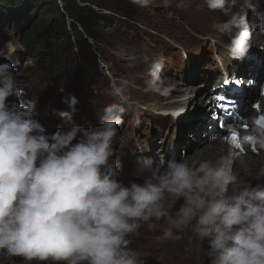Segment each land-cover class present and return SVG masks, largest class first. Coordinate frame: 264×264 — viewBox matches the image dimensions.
I'll list each match as a JSON object with an SVG mask.
<instances>
[{
	"label": "clouds",
	"instance_id": "9594fccd",
	"mask_svg": "<svg viewBox=\"0 0 264 264\" xmlns=\"http://www.w3.org/2000/svg\"><path fill=\"white\" fill-rule=\"evenodd\" d=\"M150 2L132 0L141 7ZM203 6L227 17L213 27L228 36L230 58L243 60L252 48L249 10L261 29L264 10L256 11L252 0H203ZM139 59L148 70L146 90L169 94L163 56ZM136 87L131 78H112L113 102L87 128L74 119L79 99L65 96L69 110L52 113L65 126L48 132L15 65L0 63V252L22 257L23 264H147L130 246L146 226L160 231L161 244L190 232L208 264H264V178L241 180L229 156H161L143 182L125 183L114 141L126 111L142 107L129 92ZM250 123L246 140L264 148V115Z\"/></svg>",
	"mask_w": 264,
	"mask_h": 264
},
{
	"label": "rangeland",
	"instance_id": "374dc122",
	"mask_svg": "<svg viewBox=\"0 0 264 264\" xmlns=\"http://www.w3.org/2000/svg\"><path fill=\"white\" fill-rule=\"evenodd\" d=\"M259 2L252 0L256 11ZM202 8L197 0H151L146 7L133 4L132 0H0V63L10 61L15 65L17 79L27 98L38 101V118L48 132L65 126L60 117L52 115L54 110H69L62 103L65 96L79 99L74 119L87 128L96 125L105 105L113 102L108 95L109 81L119 77L133 79L137 87L129 92L142 107L126 111L114 143L117 157L123 162L125 183L129 179L143 182L165 150L180 159L193 149L181 146L176 151L175 147L190 139L189 130L193 126H187V118L207 109L215 113L206 119L207 124L213 123L220 130L224 127L212 103L216 96L205 93L200 75L211 73V76L216 67L223 68L228 62L220 59L229 56L224 47L228 36L213 27L227 17L219 11L210 12L206 6ZM261 8L264 9V1ZM81 9L85 12L81 13ZM89 15L95 20L90 26L94 36L87 35L77 23ZM36 21H40L37 38L31 36L26 41V34ZM74 24L77 33L72 29ZM250 26L252 48L247 59L258 58L264 52V41H258L254 35L261 28L253 27L252 23ZM49 30L46 36L39 34ZM145 54L163 56V74L173 85L169 94L162 96L146 90L148 70L139 59ZM133 56L137 59H131ZM236 73L235 76L240 75ZM258 85L259 82L255 84L256 96L249 104L246 101L249 111L259 97ZM148 158L152 165L146 162ZM159 235V230L149 231L144 226L130 237L133 241L130 246L141 253L147 264H157L153 246L171 242L159 243ZM192 248V264H208L207 253L198 241ZM0 264H23V258L0 252Z\"/></svg>",
	"mask_w": 264,
	"mask_h": 264
},
{
	"label": "bare ground",
	"instance_id": "6f19581e",
	"mask_svg": "<svg viewBox=\"0 0 264 264\" xmlns=\"http://www.w3.org/2000/svg\"><path fill=\"white\" fill-rule=\"evenodd\" d=\"M263 1L264 0H260L259 2V11L264 10L261 8ZM197 2L205 8L202 1L197 0ZM203 11H205V9ZM249 23H252L253 27L258 28V22L256 21L254 13L252 14L251 11H249ZM254 35L258 41H264V29H261L260 32L257 31V33L254 32ZM246 57L243 60H234L235 62H232L230 56L220 57L222 60L228 59L227 64L223 68L216 67L211 76H209L211 73L199 74L200 83L205 93L208 92L210 95L212 94L213 96H216L212 99V103L217 107V112L224 127L220 130L221 128L215 127L212 125L213 123L209 122V124H207L206 119H209L211 115V117L214 115L205 109L204 111L196 113L192 117L186 119L187 126H193L192 131L189 130L190 139H187L184 143L181 142L178 145L176 144L175 147L176 151L177 149L180 150L181 146L188 150L190 147H193L192 150L188 151L186 154L187 156L184 155L188 157L190 161L195 159L215 160L226 152L224 155L231 158L233 171L241 180L258 183L259 181H256L258 176L264 178V148H260L258 144L246 140V134L251 128V118L264 115V99L260 95L259 99L250 105L254 110L252 109L250 114L244 117V121H242V123L250 125L248 131L236 128L231 130L230 127L227 128L228 123H226L231 122L232 124H237L239 118H243L242 116L247 114L249 106L246 104V101H250L256 95L254 92L255 84L260 82L259 76L262 75V70H264V52L258 56L260 59H253L250 57L247 59ZM236 71L240 72L239 76H235V74H237ZM236 86H239V89L236 88ZM258 87L260 88V91L264 90V87H262L261 84L258 85ZM218 96L227 99L229 103L225 105H228L231 108H222L221 105H223V103L219 101ZM245 105H247L246 107L248 108H246ZM228 113L231 116L226 117L225 114ZM196 125L197 128H195ZM204 126H206V130L204 129ZM233 133L237 136V143L240 145L239 148L232 142ZM165 152L166 153L162 154V156L174 158L169 151L165 150ZM173 203L174 202L170 199L168 205L171 207L173 206ZM175 206H179L178 202L175 203ZM181 235L182 239L178 241H171L168 245H156L152 247L151 250L156 257L157 264H192V252L194 249L192 246L195 245L197 240L187 231L183 232ZM185 245L187 246V249L184 248Z\"/></svg>",
	"mask_w": 264,
	"mask_h": 264
},
{
	"label": "trees",
	"instance_id": "16d2710c",
	"mask_svg": "<svg viewBox=\"0 0 264 264\" xmlns=\"http://www.w3.org/2000/svg\"><path fill=\"white\" fill-rule=\"evenodd\" d=\"M56 2V1H55ZM45 4V3H44ZM52 4H55L54 1H52ZM80 11V9H79ZM85 10L84 9H81V13H84ZM85 19H83V17H81V19H79V21L77 22L79 25H81L83 28H84V31L87 35L89 36H94V32H92V28H90L91 25H94L95 24V20L93 19L92 15H89L87 18L84 17ZM90 24V25H89ZM39 26H40V21H36L35 25L33 26V29L30 30V32L28 31L27 34H26V37H25V40L28 41L29 38L32 36V37H36L38 35V32H39ZM72 29L74 30V32H79L77 31L76 27H75V24L72 25ZM32 31V32H31ZM50 33V30L49 31H46L43 33L40 32L39 34H45L44 36H46L47 34ZM37 38V37H36ZM78 42V39L76 40ZM79 43V42H78ZM261 79H263V76L261 77ZM262 81V80H261ZM256 96V95H255ZM254 98V97H253ZM248 102V101H247Z\"/></svg>",
	"mask_w": 264,
	"mask_h": 264
},
{
	"label": "snow or ice",
	"instance_id": "6c2138e0",
	"mask_svg": "<svg viewBox=\"0 0 264 264\" xmlns=\"http://www.w3.org/2000/svg\"><path fill=\"white\" fill-rule=\"evenodd\" d=\"M232 142L236 145V147H240L239 143H237V136L235 133L232 135Z\"/></svg>",
	"mask_w": 264,
	"mask_h": 264
}]
</instances>
